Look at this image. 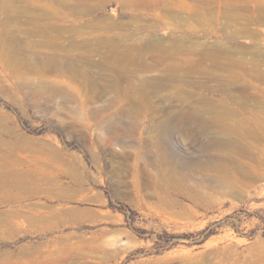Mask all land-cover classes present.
I'll list each match as a JSON object with an SVG mask.
<instances>
[{"label": "rangeland", "instance_id": "obj_1", "mask_svg": "<svg viewBox=\"0 0 264 264\" xmlns=\"http://www.w3.org/2000/svg\"><path fill=\"white\" fill-rule=\"evenodd\" d=\"M6 150L0 264H264V0H0Z\"/></svg>", "mask_w": 264, "mask_h": 264}, {"label": "bare ground", "instance_id": "obj_2", "mask_svg": "<svg viewBox=\"0 0 264 264\" xmlns=\"http://www.w3.org/2000/svg\"><path fill=\"white\" fill-rule=\"evenodd\" d=\"M209 113H212V112L211 111L204 112V115L209 114ZM192 114H190L189 116H192ZM195 115L196 114H194V116ZM204 115L203 116L201 115L200 117L196 116L198 119V122H200L199 123V125H200L199 130H201L202 133H205L209 129V127L207 125V121H205ZM218 117L219 116H217L215 114L214 116L211 117L212 118L211 120L217 122ZM11 155H12V153L8 152L7 150H6V152H4L2 154L0 153V189H2V190L6 189L7 190L9 188H13V187L15 188L16 187L20 190H24V192H27V194L29 192L33 193L35 191L34 186L36 185L37 182L33 181V179H32L33 177L26 178L24 172L19 173L16 170L10 169V167H11V162H10ZM6 178L9 180L8 181L5 180Z\"/></svg>", "mask_w": 264, "mask_h": 264}]
</instances>
